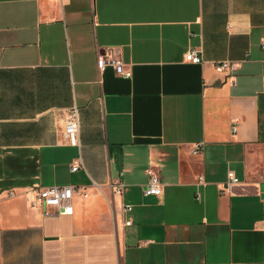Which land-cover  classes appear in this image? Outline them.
<instances>
[{"label": "crops", "instance_id": "0c3cea01", "mask_svg": "<svg viewBox=\"0 0 264 264\" xmlns=\"http://www.w3.org/2000/svg\"><path fill=\"white\" fill-rule=\"evenodd\" d=\"M263 39L264 0H0V264H264ZM49 186L87 196L46 213Z\"/></svg>", "mask_w": 264, "mask_h": 264}, {"label": "built area", "instance_id": "2783aa9c", "mask_svg": "<svg viewBox=\"0 0 264 264\" xmlns=\"http://www.w3.org/2000/svg\"><path fill=\"white\" fill-rule=\"evenodd\" d=\"M260 47L264 50V39L260 42ZM184 59L188 62L199 63L201 57L197 50L190 49L185 52ZM96 64L99 71H103L107 66H111L114 72L124 78L131 77V69L125 64L119 57L111 52L105 51L104 53H98L96 56ZM237 64L230 60H222L214 62V69L219 73L231 74L235 71ZM233 83V80H232ZM235 131V126L232 127V132ZM63 138L65 143L70 147H79V110L76 106H71L65 110L63 117ZM201 146H196L193 150V154H197L201 150ZM82 167L80 159L74 161L71 165V171L76 172ZM146 174L148 176V183L143 189L145 196H160L162 189L160 181L156 173L152 169H147ZM198 184L203 183V178L198 177ZM239 185V180L235 177L232 171H228L226 174V180L220 187V194L228 192L232 187ZM111 190L113 193L121 195L123 191V185L121 183L111 184ZM80 195L86 197V192H80L69 186H49L41 187L34 190L33 205H40L44 211H47L55 215H72V199L74 195ZM8 197L13 196L12 192L7 193ZM123 212L131 210L130 205H123ZM129 225V222L125 223Z\"/></svg>", "mask_w": 264, "mask_h": 264}]
</instances>
